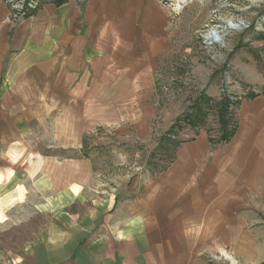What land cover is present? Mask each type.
I'll return each instance as SVG.
<instances>
[{
	"label": "rangeland",
	"instance_id": "rangeland-1",
	"mask_svg": "<svg viewBox=\"0 0 264 264\" xmlns=\"http://www.w3.org/2000/svg\"><path fill=\"white\" fill-rule=\"evenodd\" d=\"M29 1L36 2H15L19 12L34 11ZM116 3L123 12L119 24L109 19L110 30L119 28L120 42L129 44L130 50L144 39L146 63L139 65L140 73L130 71L135 65L132 58L127 59V67L114 65L115 76L109 74L114 79L113 97L99 100L105 105L99 103L97 116L93 112L84 116L83 109L80 115L66 111L62 116L65 106H75L69 97L66 105L61 98L56 100L60 106L50 103L53 114H48L47 105L44 108L35 99L33 120L19 123L29 130L18 125L12 142L9 131H1L7 140L0 146V264H62L58 256L49 258L51 252L63 250L65 233L77 231L82 218L95 215L97 202L114 198L121 206L136 203L139 196L143 204L151 196L167 197L164 206H177L171 217L164 210L159 214L175 220L178 227H151L169 241L174 230L172 248L178 257L172 263L248 264L239 256L247 247L237 242V224L229 226L228 219H217L219 227L210 234L217 232L220 237L222 230L228 242L202 244L197 241L202 228L184 226V219L202 220L201 212L192 210L197 209L196 196L177 195L178 203L171 195L163 196L171 174H176L183 144L207 135L212 159L211 154L224 145L223 138L238 127L242 104L264 96V0ZM215 29L223 39L208 42V33ZM35 42L40 43L41 36ZM120 67L126 77L117 79ZM30 89V83H24L19 94ZM37 91L41 92L38 88L34 94ZM71 187L83 196L79 201H73L77 197L71 195ZM64 188L68 190L63 195ZM157 189L164 191L155 194ZM211 216L205 219L215 221ZM258 216L259 225L250 222L240 229L250 235L245 238L257 256L249 264H264V209ZM187 230L194 238L193 258L184 257L189 254ZM90 240L80 245L86 249Z\"/></svg>",
	"mask_w": 264,
	"mask_h": 264
},
{
	"label": "crops",
	"instance_id": "crops-1",
	"mask_svg": "<svg viewBox=\"0 0 264 264\" xmlns=\"http://www.w3.org/2000/svg\"><path fill=\"white\" fill-rule=\"evenodd\" d=\"M117 1L36 0L34 11L22 8L26 12H19L17 3L0 0V146L7 140L2 139L1 131H9L8 140L12 142L19 123L28 124L33 120L35 99L44 108L47 105L48 114L52 105L58 104L56 100L61 98L65 104L69 97L75 106H65L62 116L66 111L80 115L81 109L84 116L92 112L97 116L99 105H105L99 100L113 97L110 86L114 81L111 76H115L114 65L127 67V59L132 58L135 65L130 71L134 75L140 73L139 65L146 63L144 39H138L141 43L130 50L129 44L120 42L121 30L117 28L118 32H114L109 27L112 18L118 24L121 19L123 11L120 5H115ZM40 36L41 42L36 43ZM35 50L41 54L34 55ZM120 69L117 79L126 77L122 74L124 68ZM24 83H30V92L19 94ZM38 88L41 92L34 94ZM19 127L22 131L29 128ZM210 144L204 134L183 144L169 188L157 189L155 194L164 191L163 197L171 195L177 203V195L196 196L199 202L197 209L192 210L200 211L202 220L184 219V226H200L202 234L197 241L202 244L228 242L222 230L220 237L216 236L217 232L210 234L214 227H219L217 219H228L229 226L237 224V242L247 247V252L239 256L246 263H253L257 256L248 244L249 238H245L250 235L242 234L240 229L250 222L259 225L261 221L257 217L264 209V96L242 104L234 137L212 153V159ZM67 190L64 188L63 195ZM69 191L77 197L73 201H79L82 195L73 193L72 187ZM166 198L157 200L149 196L148 203L143 204L139 196L136 203L121 206L114 198L97 202L95 215L82 218L77 223V231L65 233L63 250L58 248L49 258L58 256L62 264H176L171 261L178 257V251L172 248L176 243L172 238L174 230L170 241L161 231L151 230L153 226L178 227L175 220H164V214H159L164 210L171 217L176 210L175 204L163 205L162 200L168 201ZM211 212L215 221L209 222L205 218L211 219ZM257 230L263 237L262 228L259 226ZM86 240H90V245L85 249L80 244ZM185 240L189 242L186 245L189 254L184 257L193 258L194 238L189 230Z\"/></svg>",
	"mask_w": 264,
	"mask_h": 264
},
{
	"label": "bare ground",
	"instance_id": "bare-ground-1",
	"mask_svg": "<svg viewBox=\"0 0 264 264\" xmlns=\"http://www.w3.org/2000/svg\"><path fill=\"white\" fill-rule=\"evenodd\" d=\"M236 28V27H235ZM227 29H230V27L229 28H227ZM237 29V28H236ZM226 32V31H225ZM219 39V41L221 40V39H223V36H222V34L220 33V31L219 30H212V31H210L209 33H208V35H207V40H208V42H209V40H211V41H216V40H218Z\"/></svg>",
	"mask_w": 264,
	"mask_h": 264
},
{
	"label": "built area",
	"instance_id": "built-area-1",
	"mask_svg": "<svg viewBox=\"0 0 264 264\" xmlns=\"http://www.w3.org/2000/svg\"><path fill=\"white\" fill-rule=\"evenodd\" d=\"M16 1H17L18 3L24 4V3H26L27 0H12V2H14V3H15ZM27 5H28L29 8L34 9L35 6H36V3L33 2V1H32V2L29 1V2L27 3ZM21 6H22V5H21Z\"/></svg>",
	"mask_w": 264,
	"mask_h": 264
},
{
	"label": "trees",
	"instance_id": "trees-1",
	"mask_svg": "<svg viewBox=\"0 0 264 264\" xmlns=\"http://www.w3.org/2000/svg\"><path fill=\"white\" fill-rule=\"evenodd\" d=\"M236 130H237V128H235V130H234V132L228 137V138H223V140H224V142L225 143H229L231 140H232V138L234 137V135H235V133H236ZM193 141V140H192ZM181 144V143H180ZM180 145H178V147H179ZM177 147V148H178Z\"/></svg>",
	"mask_w": 264,
	"mask_h": 264
},
{
	"label": "water",
	"instance_id": "water-1",
	"mask_svg": "<svg viewBox=\"0 0 264 264\" xmlns=\"http://www.w3.org/2000/svg\"><path fill=\"white\" fill-rule=\"evenodd\" d=\"M231 28H233V26H231Z\"/></svg>",
	"mask_w": 264,
	"mask_h": 264
}]
</instances>
